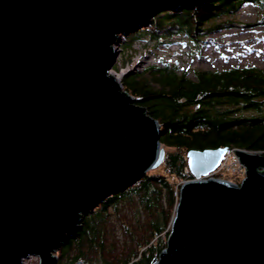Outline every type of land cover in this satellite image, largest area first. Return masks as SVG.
<instances>
[{"label": "water", "instance_id": "obj_1", "mask_svg": "<svg viewBox=\"0 0 264 264\" xmlns=\"http://www.w3.org/2000/svg\"><path fill=\"white\" fill-rule=\"evenodd\" d=\"M209 0H0V264H58L82 216L164 156L158 122L111 70L161 11ZM237 184L207 177L233 152ZM166 247L151 264H264V156L186 152Z\"/></svg>", "mask_w": 264, "mask_h": 264}, {"label": "trees", "instance_id": "obj_2", "mask_svg": "<svg viewBox=\"0 0 264 264\" xmlns=\"http://www.w3.org/2000/svg\"><path fill=\"white\" fill-rule=\"evenodd\" d=\"M242 3L262 6L264 0H209L198 8L182 10L176 6L138 27L133 37L141 35L140 39L157 42L172 33H183L194 44L199 36L231 25L230 21L211 23L234 13ZM179 69L161 61L160 66L122 77L123 91L160 126L163 160L157 170L121 187L83 216L78 232L60 248L58 264L63 257L69 264H151L166 247L179 186L193 178L188 172L187 151L228 146L264 156V114H258L264 100V71ZM241 110L255 114L235 112ZM124 206L134 208L136 222L134 226L123 224L128 235L132 232L131 246L118 251L108 242V235L111 215ZM130 228L133 231L127 230Z\"/></svg>", "mask_w": 264, "mask_h": 264}, {"label": "rangeland", "instance_id": "obj_3", "mask_svg": "<svg viewBox=\"0 0 264 264\" xmlns=\"http://www.w3.org/2000/svg\"><path fill=\"white\" fill-rule=\"evenodd\" d=\"M175 7L176 6L173 8ZM167 12L168 11H161L157 13V15L166 14ZM223 21L231 22V25H229L227 27L228 29H226L227 31H221L217 35L214 34L212 39H210V42L205 44H203V42L209 41V39L205 40L206 34L199 36V41L194 44L191 42L190 37L183 33H172L170 36L164 39H159L156 42L154 40L148 39L147 37H145V39H140L142 37L141 35L133 37L135 34L133 32H138V29H136L130 34L125 35L122 42H120L118 45L117 51L119 52V56L117 63L113 67L111 73L121 80L126 74L133 72L141 73L146 69L144 68V65L151 63L154 60L159 64L161 60H166L165 62L173 64L172 62H174L173 60L175 58L185 59L187 61V59H192L196 55L201 57V55H203L204 51L206 50L213 51V58H209V62L207 63H204L202 59H199L200 65L202 64L199 67V70L201 71L220 72L235 68H255L264 71V5L259 6L252 3H242L235 9L234 13L213 20L211 25L219 24ZM222 28L220 27L217 30H221ZM177 35H180L181 38H183L184 45L177 47H170V45H167L173 41L179 40L177 39L178 37L176 38ZM201 45H203V47ZM187 46L190 48L189 50H185L184 47ZM168 47L170 51H168ZM150 50H153L152 54H149ZM171 57L172 60H169L168 58ZM157 59H159V61ZM188 75L191 76V73L189 72ZM146 78L151 81L152 76L148 75ZM260 110L261 111L258 114H264V100L261 101ZM235 112L237 114L243 115L255 114V112L243 110ZM185 158L187 159L186 153ZM228 158V164H231L237 160L234 151L232 152V155H229ZM157 169L158 167L152 169L151 172H154ZM244 176L245 175L243 173L238 174L225 170L218 176L217 174L214 175L213 178H219L239 184ZM133 209V207L124 206L117 214L113 213L111 215L112 223L110 226H112V228L110 231L111 233L108 235V242L115 244V248H117L118 251L126 250L131 246V243L128 241V239L132 235V232L130 231L133 230L131 228L127 229L130 232L128 235V233L125 232L123 224L126 226L135 225L136 219ZM88 213L89 212L83 216L87 215ZM81 223L79 225L80 227ZM169 231L170 226L168 228L167 236ZM165 240H167V237ZM59 251L60 249L56 252L57 256ZM26 264H38V259L36 257H31L28 259ZM59 264H69V262L63 257Z\"/></svg>", "mask_w": 264, "mask_h": 264}, {"label": "built area", "instance_id": "obj_4", "mask_svg": "<svg viewBox=\"0 0 264 264\" xmlns=\"http://www.w3.org/2000/svg\"><path fill=\"white\" fill-rule=\"evenodd\" d=\"M226 29H228V28H222L221 30H215V31H212L211 33H208V34H206V37H205V40L206 39H209V41H205V42H203V44H205V43H208V42H210V39H212V37L214 36V34H219L221 31L223 32V31H225ZM227 31V30H226ZM178 37V38H177ZM124 38V37H123ZM176 38L177 39H179V40H177V41H173L172 43H170V44H167V45H170V47H177V46H182V45H184L183 43V38H181V36L180 35H177L176 36ZM123 40V39H122ZM122 40L120 41V42H122ZM120 42H119V44H120ZM185 43H187V42H185ZM118 44V45H119ZM118 45H115L114 47H115V49L117 50V47H118ZM202 47H203V45H201ZM201 47V48H202ZM185 48V50H189L190 48L187 46V47H184ZM202 50H203V48H202ZM152 51L153 50H150V52H149V54L151 53L152 54ZM168 51H170V49H169V47H168ZM199 52H200V48H199ZM212 52L213 51H209V50H206V51H204V53H203V55H201V57L199 56H194L192 59H187V61L185 60V59H177V58H173L174 60V62H172L173 64L174 63H176L175 65L176 66H178L180 69H186V70H189V69H199V67L202 65H200V62H199V59H202V61H204V63H207V62H209V58H213V55H212ZM169 60L171 59L172 60V57L171 58H168ZM158 61H159V59H157ZM161 60V59H160ZM161 61H163V60H161ZM166 61V60H165ZM164 61V62H165ZM169 63V62H168ZM171 64V63H170ZM161 65V62H160V64L159 63H157V62H155V60L153 61V62H151V63H148V64H146V65H144V68H149V67H152V66H160ZM112 71V70H111ZM253 153H256V154H258V155H260L259 153H257V152H253ZM229 155H232V152H229V153H227L224 157H223V159H222V161H221V163H220V165H219V167L214 171V172H212L211 174H209L207 177H213L214 175H216L217 174V176L219 175V174H222L223 173V171H230V172H233V173H238V174H244V168L237 162V160L235 161V162H233V163H231V164H228L227 162H228V157H229ZM27 261H28V259L27 260H25V264L27 263Z\"/></svg>", "mask_w": 264, "mask_h": 264}]
</instances>
